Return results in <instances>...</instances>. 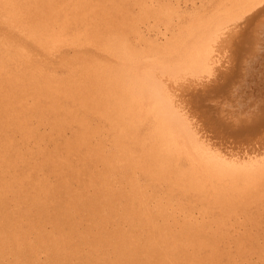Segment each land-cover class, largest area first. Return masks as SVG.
<instances>
[{
  "label": "bare ground",
  "instance_id": "6f19581e",
  "mask_svg": "<svg viewBox=\"0 0 264 264\" xmlns=\"http://www.w3.org/2000/svg\"><path fill=\"white\" fill-rule=\"evenodd\" d=\"M263 117L264 0H0V264H264Z\"/></svg>",
  "mask_w": 264,
  "mask_h": 264
},
{
  "label": "rangeland",
  "instance_id": "374dc122",
  "mask_svg": "<svg viewBox=\"0 0 264 264\" xmlns=\"http://www.w3.org/2000/svg\"><path fill=\"white\" fill-rule=\"evenodd\" d=\"M241 29H239V33ZM240 37L239 36H235L234 39L231 40V44L229 45L227 43V48L230 49V54L229 56H231V58L233 59L232 62L234 63H230L228 65V68L225 69V71H228V74L227 76H224L223 78V82L226 84V85H223L221 86V88L223 90L220 91V94L218 93V97H217V102H212L211 105H213L217 110L218 108L220 107H224L226 109V111H209L211 113H213L212 115L210 114V118L212 119L213 121V124L215 123V129H213L214 131L213 132H217V134L220 133V136L222 137V135L225 137V136H228V138L231 140V141H236L234 142V144H238L241 142H245L243 140V137H246L248 138L249 136L252 138L253 137V129L252 128H249L247 130V127L243 126L241 127L242 125H236L233 124V122L229 119L228 117V113L230 111H233L235 109H237V106H236V102L239 100L240 96L237 95V91L238 89L236 88V84L237 82L239 83V85L241 86L242 84L240 83L241 80V77L244 76L245 74H243V72L247 69V67L245 66L246 64V59L248 58V53H246L244 55L243 52H245L247 46H248V39L247 41H242L239 39ZM234 45V47H233ZM236 46V47H235ZM262 47V44L260 45ZM242 50H241V49ZM259 50V49H258ZM232 52V53H231ZM233 54V56H232ZM235 54V55H234ZM240 54V55H239ZM239 59V60H238ZM245 59V60H244ZM236 61V63H235ZM238 64V65H237ZM241 65V66H240ZM232 66V67H231ZM237 67V68H236ZM235 68V69H234ZM228 69V70H227ZM237 69V71H236ZM231 72V73H230ZM243 74V75H242ZM230 76V77H229ZM231 79V80H230ZM226 87V88H225ZM232 88V89H231ZM257 88V87H256ZM227 92V93H226ZM235 92V93H234ZM223 95V96H222ZM261 97V96H260ZM208 98H206L207 100ZM242 101H245V103L247 102V100H244L243 98H241ZM205 100V101H206ZM213 101H215V99H211ZM208 101V100H207ZM210 103V102H208ZM251 103H254V102H247V104H245L244 106V111H246L248 108H251ZM205 104V103H204ZM219 105V106H218ZM226 106V107H225ZM249 106V107H248ZM234 107V108H233ZM253 107V106H252ZM229 108V109H228ZM221 112L223 113V115L221 114ZM217 118V119H216ZM222 119V120H221ZM232 122V125H229L227 126L225 123L223 122ZM221 123V124H219ZM261 123L264 124V117L262 118L261 120ZM219 125V126H218ZM255 125V127H254ZM222 127V128H221ZM253 127H254V131H258L257 127H256V124H253ZM237 128V129H236ZM244 131V132H243ZM250 131V132H249ZM230 132V133H229ZM252 132V133H251ZM241 133V134H240ZM243 133V134H242ZM245 133H246V136H245ZM250 133V134H249ZM248 136V137H247ZM226 139V137H225ZM240 143V144H241ZM41 257H43V254H41Z\"/></svg>",
  "mask_w": 264,
  "mask_h": 264
}]
</instances>
